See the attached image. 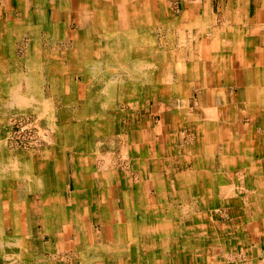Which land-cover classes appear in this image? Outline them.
<instances>
[{"label":"bare ground","instance_id":"1","mask_svg":"<svg viewBox=\"0 0 264 264\" xmlns=\"http://www.w3.org/2000/svg\"><path fill=\"white\" fill-rule=\"evenodd\" d=\"M32 1L29 3V0H14L17 10L11 11L10 14L6 13L2 22L4 23V39L0 40V56L2 57L0 58V90L4 91V96L1 97L4 100L1 101L3 105L6 101L10 104L9 106L18 105L21 114L26 113L27 108L31 107L29 111L39 113L38 116L50 124L52 132L40 130L47 143L42 156L38 157L30 150V153H11L9 158L12 163L5 161L8 167L7 173H9L7 176L4 175L5 170H2L5 165L0 158V264H46L34 250V222L32 221L27 226L28 228L22 224V216L24 215V218L27 213L26 217L32 219L34 210L26 208L21 198L20 202L14 204L15 196L10 192L15 177L19 178L20 184H25L20 168H22L21 173L26 182L41 187L39 195L44 200L43 209H39L41 212L44 210L41 222L44 230L47 228L54 233L53 238L58 236V232L62 230L65 232L69 224H72L78 216H76L77 205L74 204L76 203L75 194L72 193L70 201H67V198L60 197L56 192L63 183L67 182V187L74 190L85 188L93 190L91 192L94 196L100 195L99 198L105 199L106 191L116 183H124L128 190L132 191L131 187L134 185L129 179L130 174L127 170L140 165V162L132 160L135 153L141 158L142 152L146 151V167L148 163L154 165L156 174L160 169L158 161H155L156 158L148 160L147 150L150 147L144 141L146 128L143 126V118L136 116L138 113L134 106V102H139L140 98L145 95L147 87L152 93L150 96H154V91L161 88L155 81V78L160 76V72H154L153 80L149 78L148 73L146 74V70H150L148 68L157 62L147 60L150 66L146 67V0H105L107 3L103 0H79V3H76L77 7L74 5L75 0L73 4L72 0L70 2L69 0ZM72 22L78 26L73 33L70 31ZM12 62L15 68L11 67ZM68 75L72 79L80 78L85 87L82 105L80 104L82 110H76L80 112L79 116L73 114L79 120L72 123L65 120L66 116L59 112L57 117L53 118L50 103L46 100L49 96L59 98L65 108L69 101H66L68 98L65 97ZM44 77L48 79L45 81ZM181 80H179L180 83H189H185V79ZM180 86L181 91L179 92H186L187 85ZM45 89L47 91H44ZM79 92V90L75 91L77 97ZM106 94L110 97L112 94L131 95L134 101L130 102L128 110L120 111L117 107L113 108L115 101L112 97L108 101L103 100ZM73 99L76 101V96ZM173 114L175 118L177 115L179 117L180 113L173 109ZM80 115L81 118H79ZM23 119L29 120L30 118ZM205 125L203 120L198 121L191 115L186 116L185 123L181 126L178 124L182 128L192 129L194 127L199 136H202L201 131L206 128ZM11 131H14L13 124ZM64 136H67L65 141L62 139ZM222 136L223 139H227L228 133ZM246 140L240 142L245 143L243 147L240 144L242 175L239 176L237 183L236 177L233 176L231 185L228 188H221V191L215 192L214 195L212 192L201 190L198 193L185 192L184 185L188 183L191 176L190 174L189 176L173 174L174 161L172 160L167 170L169 178L164 180L166 182L163 184L170 185L172 188L178 187V192L175 194L178 197L183 195V201L192 199V195L198 194L197 213L194 214L193 208L185 207L184 215L187 213L196 215L199 225L193 237L195 251H192L193 246L188 243L189 241L184 240L178 244L174 239L167 240L166 247L172 248L179 254L177 257H167L168 264H205L207 245L203 242L207 240V236L212 237L214 233L224 237L222 240L208 244L211 248L209 253L218 248L223 251L224 257L222 256L219 261H224L226 264H264V245L255 244L256 239L248 233L247 226V223L264 216V177L261 173V171L264 173V161L258 169L251 159L253 151L249 148L250 142ZM6 146L7 140H0V150ZM238 146L237 144L231 145L228 148L231 150L229 152H237L240 149ZM94 148H97L99 153L96 159L89 154ZM185 152L186 158L190 160L198 153L210 154L205 145H200L199 151L195 147L186 149ZM19 158L22 160L20 165L14 164L13 160L17 161L16 159L19 160ZM61 160L63 162L60 163ZM229 163L228 165H231V158ZM194 165L199 166L196 162ZM65 168L70 174H67ZM159 175L162 179V174ZM148 198L150 199L146 202L142 201L141 206L137 207L140 214L156 220L161 219L165 222L164 225L163 223L159 225L161 230L164 231L165 227V232L172 233L171 238H173L175 226L170 220L173 221L175 216H180L179 208L168 205L164 211L162 207H153L157 201L167 200L165 191ZM205 200H215L216 204L207 206L204 204ZM6 201L9 204L7 209L5 208ZM219 201L221 207L217 206ZM133 205L135 206L136 203L133 202ZM133 205L130 204V212L134 208ZM109 208L111 209L110 206ZM221 210L224 215L220 213L217 215ZM83 215L81 213V218ZM212 215L216 216L212 217ZM132 216L130 214L129 217ZM225 216L234 220L231 226L222 225L219 221L214 222L216 217L224 218ZM145 231L146 239H149V236H155V232L158 235L159 232L157 225H152ZM54 241L58 242L57 238ZM180 246L184 247L183 250ZM57 247L61 252L65 250L64 245H57L54 251ZM58 258L54 257L52 264H57Z\"/></svg>","mask_w":264,"mask_h":264},{"label":"crops","instance_id":"2","mask_svg":"<svg viewBox=\"0 0 264 264\" xmlns=\"http://www.w3.org/2000/svg\"><path fill=\"white\" fill-rule=\"evenodd\" d=\"M32 2L29 0V3ZM13 3L14 0H0V23L4 21L5 14ZM71 3L73 4V0ZM76 3L78 4L79 0L74 3L77 7ZM146 9V26L149 28L150 24L155 25V20L158 19V31L163 33L162 36L169 34L174 38L171 45L167 46L175 49V53L180 55V62L185 65L184 72L177 80L185 79V83L189 82L180 83L182 86L187 85L186 92H180V96L187 97L183 103L174 102V105L166 107L165 103L156 100L157 104L151 105L147 121L143 115L146 108H142L140 117L143 122L148 123L144 140L150 147L147 150L148 160L156 158L159 173H155L154 165L150 163L146 167L145 151L142 152L140 162V165L145 166L142 165V170L137 172L136 167L131 168L132 172L128 175L134 185L131 187L132 191L128 190L124 183H116L106 191L105 199H101L100 195H93V190H74L67 187V182L63 183L56 192L60 197L67 198V201H70L72 193L75 194L74 204L77 205L78 216L65 232H58L55 237L58 242H55L54 233L47 228L44 230L41 222L44 211L39 210L44 206V200L39 195L41 187L26 182L20 168L25 184H20L19 178L15 177L10 192L15 196L14 204L20 202L21 198L26 208L34 210L32 219L26 217L27 213L24 218V215L22 216V224L28 228L27 226L34 222V250L46 264H52L54 257H59L57 264H168L167 257L179 255L172 248L166 247L168 239H174L178 244L184 240L189 241L193 246L192 251H195L193 237L199 224L196 215L187 211V215H184V212L185 207H191L194 214L197 213L198 191L212 192L214 195L215 192H220L221 188H228L233 176L236 177L237 183L242 175L240 155L245 143L240 142L244 139L250 142L249 148L253 151L251 159L258 169L264 161V0H146ZM1 27L0 32H3L4 25ZM1 94H4L2 89ZM81 95L83 96V93L79 92L78 97L75 94L76 99L80 100ZM173 109L180 113L179 117L177 115L174 118ZM147 112L146 110V114ZM189 115L205 122L206 128L201 131L202 136L197 134L194 127H180ZM224 133H228L227 139H223ZM233 144L239 145L238 153L229 152L228 148ZM200 145H205L210 154L196 153L198 156L191 157L192 160L186 158V149L196 147L199 151ZM42 155L43 153L37 156ZM230 158L231 165H228ZM16 160H13L14 164L20 165L22 160ZM172 160L173 174H190L191 178L184 185V191L197 192L196 196H191L192 199L183 201V195L178 197L175 194L178 187L172 188L163 184L166 182L164 180L169 178L167 170ZM195 162L198 167H195ZM66 168L67 174H70ZM209 168L210 171L206 172ZM261 173L264 177V173ZM159 174H162V179ZM162 191H165L167 200L157 201L153 207L159 206L166 211L167 206L171 205L180 210V216L170 220L175 226L173 238L172 233L168 235L165 232V227L164 231L161 230L159 225H164L165 222L144 217L137 208L141 206L142 201L146 202L150 199L148 197L156 196ZM133 202L136 203L135 206ZM130 204L134 206L132 209L135 211H129ZM204 204L210 206L216 204V201L205 200ZM217 206L221 207L220 201ZM7 207L9 204L6 201L5 208ZM81 213L84 214L82 218ZM219 213L224 215L223 210L217 215ZM130 214L133 215L131 218ZM218 221L227 226L234 223L229 216L216 217L214 222ZM152 225H157L158 235L155 232V236L146 239L145 230ZM247 226L248 233L256 239L255 244L263 246L264 216L247 223ZM207 237L203 242L207 245L205 264H226L219 261L223 256L221 249H214L209 253L211 248L208 247L210 242L222 240L224 237L218 233ZM57 245H64L65 250L61 252L57 247L54 251ZM181 248L183 250L184 247Z\"/></svg>","mask_w":264,"mask_h":264},{"label":"rangeland","instance_id":"3","mask_svg":"<svg viewBox=\"0 0 264 264\" xmlns=\"http://www.w3.org/2000/svg\"><path fill=\"white\" fill-rule=\"evenodd\" d=\"M16 10H17V7H15V3H14L11 6V9L9 11H7V13L10 14L12 12H15ZM157 20L158 19L155 20V25L151 26V24H150L149 28L146 26V67L150 66V64L147 63V60H149V61L150 60L157 61L156 63L152 64V67L148 68L150 70H148V71L146 70V74L148 73L149 78L151 77V79H152L154 77L153 75L155 74L154 72H160V76L156 77L158 79H156L155 77L154 78H155V81H157L159 83L161 88L158 89V90H155L154 91L155 93L152 91L155 95L154 96H150V95H152V93H150L149 87H147L146 88V93H145L144 96H142L140 98V101L136 102V103L134 102V106H136V112L138 113L136 116H142L141 108H146V110L148 111L147 114H146V110L143 111V115L146 116L145 117V121L148 120L147 118H148V115H149V111L151 109V105L152 104H157L156 100L158 102L161 101L160 103H165L166 107L172 106L171 104L174 105V102H175V104H178V103H183L184 100H187V97L180 96V92H179V91H181L180 81L176 80L180 76V74H182L184 72L185 65L180 62V60H181V58L179 57L180 55L179 54L177 55L175 53V51H174L175 49L174 48H170L169 46H167V45H171V42H172V40H174V38L172 36H170L169 34H166L165 37L162 36L163 33L159 32L158 29H157L158 26H159V22ZM77 27L78 26L72 22L70 24V31L72 33L75 32ZM3 36H4V33L0 32V40L1 41L4 39ZM1 41H0V43H1ZM170 51L172 52L173 55L171 54ZM152 55H153V57H152ZM155 55H156V58H155ZM0 58H2V57L0 56ZM171 59H172V61H171ZM165 60H167L169 62H165L164 63ZM178 60H179V62H175V61H178ZM13 63L14 62L10 63V65H11V67L15 68V64H13ZM157 65H159V66H157ZM160 66H161V69H159ZM75 78L72 79V77L70 75H68L66 77V83L68 85L66 84V86H67L66 91L67 92H66V96L65 97L68 98V99L66 98L67 99L66 101H68V100L69 101L67 102L65 108H64L63 104L60 102L59 98H56V97H53V96L47 97L46 100L49 101V103H50L49 105H50L51 108L50 107L49 108H50V110H52L50 112H51V115H52L53 118L57 117V114L59 112V114H62V115L64 114L66 116L65 120H67L68 122H70V123L76 122V121L78 122L79 119L75 118L73 116V114L74 115H78L80 113L78 111L76 112V110H80V109L82 110L81 102L83 101V99L82 100H77L76 99V101H73L74 100L73 98H75V91L77 92L79 90L80 93H84L85 87H84V84L82 83V80L80 78L79 79L77 77H75ZM44 79L46 81L48 79V77H47V79H46V77H44ZM43 88L44 87H42V89ZM173 88H174V90H173ZM44 91H47V90L45 89ZM113 94L111 95L112 99L115 101L114 104H113V108L116 109V107H117V109L119 108L120 111H125V109L128 110V105L130 104V102H132V100L134 98L131 95H127L129 93H127L126 95H123V94L113 95ZM3 96H4V94L0 95V118H1L0 121L2 120L0 122V140H2V139L7 140V146H6V148L2 147V150H0V158L2 159L3 165H5L4 167H2V170H5L6 173L4 175L7 176L9 173H7L6 169H8V167L6 166L5 161H7V162L11 161L10 163H12L11 158H9L11 153H14V152H19V153L29 152L30 153V151H31V153H34V154L38 155V154H42L44 152V150H45V147L47 146V143H45V142L41 143L39 146H19V145L17 146V145H15V143L12 141V135H11L12 134L11 130H12L13 122L16 119L30 118V120H32V122L35 121V122H33V123H35L34 125H36L38 128H40L41 131H45V132L49 131L51 133L52 129H51L50 124L46 123L45 120L41 119L40 116H38L39 113H37L36 111L35 112L34 111H29V109H31V107L27 108L26 113L24 112L23 114H21L20 108H19L18 105H15L14 107L13 106H9L10 104L9 103L7 104V101L5 102L6 104L3 105V101H1L2 100L1 97H3ZM38 96H40V95H38ZM101 96H104V95H101ZM111 97L106 94V96L103 98V100L106 99L105 101H108V99H110ZM81 98H82V95L80 96V99ZM58 102L60 104H58ZM53 106H54V108H53ZM24 114L26 115V117H25ZM74 118L76 119L75 121H74ZM79 118H81V115H80ZM79 122H82V121H79ZM80 125H82V123ZM147 125H148V123L144 122L143 126H145V128H146ZM147 129H148V127H147ZM62 139H64V141H65L67 139V136H64ZM89 154L91 155L92 158H95V159L99 155V153L97 152V148H94ZM139 156L140 155L135 153L134 154V158H135L134 160L138 161V162H141V158L138 159ZM7 165L10 166L8 163H7ZM141 166H142V164L136 166L135 171L137 172V171L142 170ZM125 167H127V166H125ZM127 171L130 172V173L132 172L131 168H129ZM215 258H217V256Z\"/></svg>","mask_w":264,"mask_h":264},{"label":"built area","instance_id":"4","mask_svg":"<svg viewBox=\"0 0 264 264\" xmlns=\"http://www.w3.org/2000/svg\"><path fill=\"white\" fill-rule=\"evenodd\" d=\"M13 127L12 141L17 146H39L45 142L44 135L30 119H16Z\"/></svg>","mask_w":264,"mask_h":264}]
</instances>
